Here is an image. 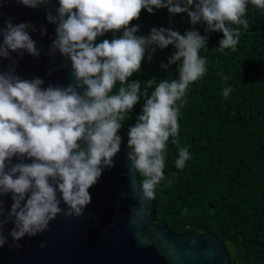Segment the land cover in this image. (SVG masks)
Listing matches in <instances>:
<instances>
[{"label":"clouds","instance_id":"clouds-1","mask_svg":"<svg viewBox=\"0 0 264 264\" xmlns=\"http://www.w3.org/2000/svg\"><path fill=\"white\" fill-rule=\"evenodd\" d=\"M36 9L50 0H17ZM56 15L47 20L56 25L55 39L49 55L59 52L71 62L72 82L67 86L49 85L39 78L22 79L14 65L0 71V249L8 244L21 248L25 237H35L48 230L57 216L82 217L91 203L89 189L114 166L120 152L123 122L130 118L134 106L143 98L141 114L128 130L126 158L130 174L142 176L137 181L139 210L133 211L131 223L138 226L146 215L147 205L156 197V187L165 179L164 168L168 142L178 148L174 161L183 169L190 159L187 146H179L181 109L189 85L204 77L207 60L199 53L206 48L208 37L191 30L181 35L165 28H152L147 37L137 35L142 10L167 8L170 14L187 13L192 25L203 23L209 32H220L218 49L236 50L240 27L249 28L245 19L248 5L264 9V0H58ZM193 9V10H190ZM0 27V60H11L12 53L38 58L40 51L29 34L36 29L31 23L14 24L9 17ZM122 36L103 39L106 33ZM46 32L41 28V35ZM174 46L170 65H178V79L143 85L136 80L147 53L151 61L156 47ZM156 46V47H153ZM151 49V51H149ZM224 80L228 77L224 76ZM119 88L116 89V85ZM115 89V91H114ZM150 89H154L151 92ZM232 88L225 87L229 97ZM18 162L13 163V159ZM30 161V162H26ZM11 194L5 217L4 196ZM121 193V196H125ZM61 203L66 206L61 207ZM141 245L147 237L139 234ZM44 244H41V248Z\"/></svg>","mask_w":264,"mask_h":264},{"label":"trees","instance_id":"trees-1","mask_svg":"<svg viewBox=\"0 0 264 264\" xmlns=\"http://www.w3.org/2000/svg\"><path fill=\"white\" fill-rule=\"evenodd\" d=\"M51 1L59 6L58 0ZM245 19L249 28L239 26L236 50L223 52L218 49L223 34L207 31L203 23L192 25L187 13L142 10L130 27L139 25L137 35L144 37L152 28L181 35L195 30L208 37L199 53L207 60V72L189 85L178 119L179 146H187L190 159L183 169L175 167L178 148L170 138L165 179L156 187L157 223L181 234L216 232L227 245L231 264H264V9L249 4ZM120 36L122 32H109L97 42ZM175 51L172 45L156 47L151 61L146 53L140 72L129 82L140 81L143 90L149 79H178V65L161 67ZM225 87L232 88L227 99ZM143 103L141 98L122 124L119 134L125 143Z\"/></svg>","mask_w":264,"mask_h":264},{"label":"water","instance_id":"water-1","mask_svg":"<svg viewBox=\"0 0 264 264\" xmlns=\"http://www.w3.org/2000/svg\"><path fill=\"white\" fill-rule=\"evenodd\" d=\"M58 7L51 0L36 9L25 7L17 0H0V27L9 17L14 24L31 23L36 31L29 29V34L40 51L38 58L12 53L11 60H0V71L14 65L16 75L27 80L39 77L44 81V88L67 86L72 82L70 60L59 52L49 55L56 25L46 17L49 12L56 15ZM41 28L46 32L43 36ZM128 151L127 143L122 140L121 150L113 158L114 166L106 168L89 189L91 203L82 217L57 216L45 232L23 238L19 249L9 247L12 240L8 234L13 224L8 223L4 230L8 244L0 249V264H231L227 245L216 232L181 234L166 223H157L155 199L147 205L139 225L131 223L133 211L140 207L136 179L140 180L138 175L130 174ZM16 162L14 158L13 163ZM121 193L126 195L122 197ZM3 200L6 217L12 203L11 194ZM61 207L66 209L63 203ZM138 234L147 237L150 243L141 245Z\"/></svg>","mask_w":264,"mask_h":264}]
</instances>
